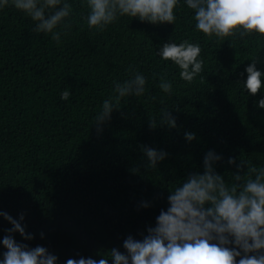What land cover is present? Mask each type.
Wrapping results in <instances>:
<instances>
[{"label": "trees", "instance_id": "16d2710c", "mask_svg": "<svg viewBox=\"0 0 264 264\" xmlns=\"http://www.w3.org/2000/svg\"><path fill=\"white\" fill-rule=\"evenodd\" d=\"M73 9L60 43L32 31L20 10H0V209L14 218L26 212L34 239H15L47 247L59 264L81 255L108 258L112 247L123 251L129 234L139 239L166 207L168 188L199 169L208 149L223 154L217 171H226V180L236 170L226 163L229 156L264 165V109L254 104L261 93L248 96L240 76L252 58L264 69V36L210 39L194 29L183 6L175 26L122 17L96 32L80 0ZM167 39L200 43L203 71L193 82L156 55ZM130 66L148 77L146 92L124 98L97 134L94 116L112 81L127 79ZM164 73L175 75L171 95L158 87ZM63 90L71 91L67 101ZM161 107L169 108L177 128L149 127ZM185 131L198 140L186 142ZM142 144L169 153L158 169H143ZM142 200L152 206L139 207ZM8 227L0 217V237Z\"/></svg>", "mask_w": 264, "mask_h": 264}, {"label": "clouds", "instance_id": "9594fccd", "mask_svg": "<svg viewBox=\"0 0 264 264\" xmlns=\"http://www.w3.org/2000/svg\"><path fill=\"white\" fill-rule=\"evenodd\" d=\"M87 8L84 17L89 29L103 32L122 17L137 18L151 25H176L181 7L191 10L194 29L208 38H240L264 36V0H80ZM12 6L23 12L34 24L32 31L49 33L56 43L70 29L73 0H0V10ZM199 42L188 39L162 42L156 49L160 60L175 66L181 80L191 83L203 71ZM260 60L252 58L240 76L248 96L261 93L254 101L264 109V69L257 67ZM131 74L123 81L114 80L111 92L103 99L94 116L97 134L110 121L112 112L121 107L124 98L140 97L146 92L148 77L130 66ZM246 74V75H245ZM168 73L159 76L158 87L173 94ZM70 90H63L61 100L67 101ZM177 128L175 117L168 107H161L158 117L149 119V127ZM184 140H198L193 131L184 132ZM143 169L156 170L169 155L165 149L140 145ZM225 162L222 153L208 149L202 156L199 169L188 171L168 188L166 207L159 210L154 224L146 226L140 238L129 234L117 247L109 249L108 258L91 256L68 258L64 264H264V165L254 166L247 160L239 162L232 156L226 163L234 165L226 180L225 172L217 171ZM202 169V171L200 170ZM133 173L140 171L133 167ZM152 206L142 200L141 208ZM26 212L14 218L0 209V217L11 227L0 237V264H59V257L45 246L32 247L34 234L27 232ZM19 234L22 241L15 239ZM40 238L45 234L40 232Z\"/></svg>", "mask_w": 264, "mask_h": 264}]
</instances>
